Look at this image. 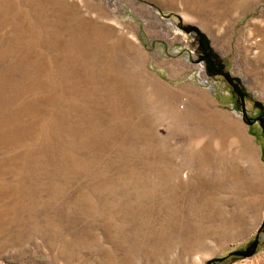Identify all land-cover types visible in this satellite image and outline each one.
Returning <instances> with one entry per match:
<instances>
[{
  "label": "rangeland",
  "instance_id": "obj_1",
  "mask_svg": "<svg viewBox=\"0 0 264 264\" xmlns=\"http://www.w3.org/2000/svg\"><path fill=\"white\" fill-rule=\"evenodd\" d=\"M48 4L67 57L65 76L62 63L39 66L41 83L62 82L40 95L66 134L54 161L88 167L58 176L57 191L48 182L32 212L0 215V264H264V132L255 121L264 118V62L252 43L264 0ZM203 6L224 14L204 24L184 16ZM9 74L14 84L35 78ZM4 83L0 103L19 91ZM189 94L218 105L191 111ZM220 109L243 117L242 153L231 145L233 119L220 122L221 143ZM8 114L10 132L27 128L22 109ZM177 170L192 179L182 183Z\"/></svg>",
  "mask_w": 264,
  "mask_h": 264
},
{
  "label": "bare ground",
  "instance_id": "obj_2",
  "mask_svg": "<svg viewBox=\"0 0 264 264\" xmlns=\"http://www.w3.org/2000/svg\"><path fill=\"white\" fill-rule=\"evenodd\" d=\"M50 1L0 0V93H2L4 81L8 89H11L14 85L19 89L15 99H6L0 103V113H3L0 115V151L2 152L0 162L1 216H17L32 212L36 204L35 196L40 194L48 182L56 190L58 176L67 177L72 173V170L73 172H75L74 170L84 172L88 167L85 164L64 165L54 161V156L57 154V152L55 154L56 142L60 138H66V134L61 130H58L59 132L55 130L57 124L52 114L55 109L54 102L51 100L42 101L41 98L46 93L52 92L53 95L55 91H59L62 82L56 85L47 82L41 83L39 81L41 78L39 66L42 65L43 69H48L53 63L56 65L62 63L59 66V71L65 76L67 73L63 64H65L67 57L61 51L62 48L56 36L50 33L52 32L50 30L53 29L50 28L52 27V20H50V15L47 14L48 10L45 7V3L50 4ZM192 7H187L184 16L192 15L198 18L201 24L212 23L224 14L222 9L211 12V8L207 10L203 6L199 7V11H193ZM44 15L47 18L42 19L41 17ZM252 31H258L261 34V37L253 40L252 43L257 44L262 50L259 59L262 58L264 62V30L261 29L259 24H256ZM15 70L17 72L20 70L22 76H29L30 79L35 76V78L34 80L31 79L32 82L29 84H19V82L14 84L9 73H14ZM105 71L108 72V70ZM22 76L21 79L26 80ZM40 95L43 96L40 97ZM31 97H34L33 105L30 102ZM16 108L24 111L23 117L20 119L27 120L25 124L27 128L13 133L8 128L17 121L15 122L10 114L7 116V112ZM18 121L20 120L18 119ZM58 121L63 122L62 119H57ZM63 154L66 156L65 150ZM174 175L179 176L178 178L182 183L189 181V178H191L186 171L184 173L182 170H177ZM58 189H60L59 186ZM86 195L89 196L90 194L85 193L84 196Z\"/></svg>",
  "mask_w": 264,
  "mask_h": 264
},
{
  "label": "crops",
  "instance_id": "obj_3",
  "mask_svg": "<svg viewBox=\"0 0 264 264\" xmlns=\"http://www.w3.org/2000/svg\"><path fill=\"white\" fill-rule=\"evenodd\" d=\"M193 87H198L197 88V94H199L200 96L203 94V95H205L206 97H208V95L209 96H211V97H214L213 95H212V93H210L204 86H203V84L201 85V84H198V83H193ZM200 90V92L202 93V94H200V92H199V90ZM183 90H187L186 89V87L185 88H182V91ZM187 93H188V91H187ZM191 93V92H190ZM198 95V96H199ZM187 100V99H186ZM188 103H190V105H191V111H193V105L197 102L199 105H201L202 107H205V108H208V109H210V110H212L213 108H211V107H215V105L217 104V103H215V102H212L211 100H210V97L209 98H206V100H205V104L204 105H202V103H200V102H198L197 100L195 101V98H194V96L193 95H190L189 94V96H188V101H187ZM218 105V104H217ZM216 105V106H217ZM209 111V110H208ZM213 112H214V109L212 110ZM219 112V114H216V112H215V118L218 120L217 122V125H220L219 126V128H221V130H222V140H221V143H223V142H225V140H224V135H225V131H226V128L225 127H227L225 124H220V122L222 121L223 123H226V121H228L229 120V118L230 119H233V120H235L236 121V123H235V127H233V128H227V129H229V133H230V135H231V137H234V138H232L233 139V142H232V144L231 145H235L236 147H237V149H238V152L239 153H242L243 151H245L244 150V148H245V145L247 144V142H248V130H247V128L245 127V126H243L242 124H241V121H243V117L242 116H236V114L235 113H232V112H230V113H227V112H225V109H220V111H218ZM219 118H221V119H219ZM232 122V121H231ZM236 128V129H235ZM233 149V148H232Z\"/></svg>",
  "mask_w": 264,
  "mask_h": 264
},
{
  "label": "flooded vegetation",
  "instance_id": "obj_4",
  "mask_svg": "<svg viewBox=\"0 0 264 264\" xmlns=\"http://www.w3.org/2000/svg\"><path fill=\"white\" fill-rule=\"evenodd\" d=\"M234 83V82H233ZM234 84H236V83H234ZM235 87H237V89L239 90V91H241V87L239 86V85H235ZM263 117H259L257 120H255V121H257L260 125H261V130L264 132V124H263Z\"/></svg>",
  "mask_w": 264,
  "mask_h": 264
}]
</instances>
